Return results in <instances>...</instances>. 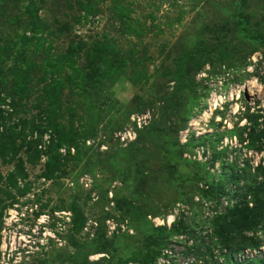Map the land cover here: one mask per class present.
I'll return each mask as SVG.
<instances>
[{"label": "rangeland", "instance_id": "374dc122", "mask_svg": "<svg viewBox=\"0 0 264 264\" xmlns=\"http://www.w3.org/2000/svg\"><path fill=\"white\" fill-rule=\"evenodd\" d=\"M263 182L264 0H0V264L256 262Z\"/></svg>", "mask_w": 264, "mask_h": 264}, {"label": "trees", "instance_id": "16d2710c", "mask_svg": "<svg viewBox=\"0 0 264 264\" xmlns=\"http://www.w3.org/2000/svg\"><path fill=\"white\" fill-rule=\"evenodd\" d=\"M257 189L264 194V182L259 183ZM254 194H258V191H254ZM242 217L239 220H242V225L245 229L249 230L253 227H257L258 231H264V206L257 207L255 205L254 208H248L245 206L238 210L233 216ZM251 243L254 242L252 239L250 240ZM221 264H238L233 263L228 260H224ZM241 264H264V259H260L259 261L254 262L253 260L245 261Z\"/></svg>", "mask_w": 264, "mask_h": 264}]
</instances>
